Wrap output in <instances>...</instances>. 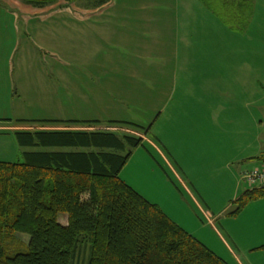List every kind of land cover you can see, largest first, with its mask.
Segmentation results:
<instances>
[{"label": "crops", "instance_id": "1", "mask_svg": "<svg viewBox=\"0 0 264 264\" xmlns=\"http://www.w3.org/2000/svg\"><path fill=\"white\" fill-rule=\"evenodd\" d=\"M11 1L14 7L0 0V17L4 18H0V105L3 103V86L11 82L15 69L13 59L22 41H26L24 37L34 38V42L36 40L59 54L62 50L60 41L67 40L66 34H73L68 40L73 39L75 48L68 50L70 53L67 50L61 53L82 66V70L75 68L69 74L65 69H58L56 75L59 81H63L61 93L50 88L48 75L43 71L46 75L40 76L38 89L34 90H41V94L35 96L29 92L32 85L23 83H31L33 58L24 65L20 56L17 79L22 81L20 87L24 98H27L31 110L42 105L48 111L65 113L67 109H73L72 105L79 108L81 103L84 110L80 109L87 112L90 98H100L102 92L97 85H83V82L89 81L87 75H98L97 80L107 82L108 94H105L106 99L103 98L105 103L102 106L105 107L94 108V112L102 110L107 115L79 119L63 116L38 119L20 115L15 119L6 115L0 117L1 135L10 137L20 130L83 129L61 124H25L19 120L125 122L124 118L121 119L122 109L110 103L115 93L114 85L120 87L117 81H145L143 85H147L146 82L174 81L179 75H186L187 81L202 82L187 89L200 103L196 115L190 114L192 105L187 106L185 113L186 126L190 130L186 141L190 159L196 169L204 171L208 177L216 180L230 178L235 188L234 201L248 190L245 187L248 183L241 179L243 171L258 167L264 159V60L257 56V46L249 43L245 35L257 31L258 16L264 18V12H236L240 18L232 27L201 0H169V3L168 0H148L141 2L139 9L125 8L122 11V8L109 10L112 2L101 9L91 8L87 2H78L79 8L86 9V12H72L66 7L78 9L77 3L59 2L49 11V7L37 9L21 0ZM162 2L168 4L159 11ZM16 4H19L18 8ZM163 12H170V15ZM35 18L40 20L38 24L34 23ZM262 20L258 21L259 26ZM37 29H40V35H36ZM163 32L169 33V43H164ZM163 49H170L168 64L162 59L153 63L147 61L155 55L162 56ZM115 96L123 101L119 91ZM158 119L159 116L154 124ZM98 128L105 129L103 126ZM222 130H228L235 141L223 139ZM134 134L145 140L142 132ZM241 190L244 192L240 195ZM248 209L251 211L252 208ZM216 214L220 216L222 212ZM247 215L251 217V214ZM208 217L212 218L210 214ZM225 221L228 219L221 220L222 224Z\"/></svg>", "mask_w": 264, "mask_h": 264}, {"label": "trees", "instance_id": "2", "mask_svg": "<svg viewBox=\"0 0 264 264\" xmlns=\"http://www.w3.org/2000/svg\"><path fill=\"white\" fill-rule=\"evenodd\" d=\"M22 1L43 9L82 0ZM84 1L101 9L113 0ZM201 1L217 13L216 1L226 7L229 0ZM235 14L233 22L220 16L233 27ZM19 123L83 129L14 133L20 148L32 150L22 152L23 161H0V264H74L83 244L91 246L88 264H229L121 178L143 145L134 134L142 128L119 121ZM250 188L234 201L233 217L264 198V186Z\"/></svg>", "mask_w": 264, "mask_h": 264}, {"label": "rangeland", "instance_id": "3", "mask_svg": "<svg viewBox=\"0 0 264 264\" xmlns=\"http://www.w3.org/2000/svg\"><path fill=\"white\" fill-rule=\"evenodd\" d=\"M144 1L148 0H113L109 10L139 9L141 2ZM59 2L65 3L64 1ZM79 2L86 3L84 0ZM165 2L161 3L162 7L159 8V11L169 3V0L167 4ZM4 3L14 7L11 0H4ZM58 3L50 5L49 11ZM214 5L216 10L219 11L218 13L231 22L234 19L233 12H239V9L242 10L241 12H264V0H229L226 7H223L222 2L220 5L216 1ZM76 6L78 9L71 6L72 12H86V9L79 8L80 3L77 2ZM15 7L18 8L19 4H16ZM163 13L164 15L166 13L170 15V12ZM261 18L263 20L259 26L258 21ZM242 20H246V18ZM38 22L40 20L35 18L34 23L38 24ZM35 24L34 27H36ZM7 32L10 33L9 30ZM39 33L38 31L36 35ZM72 35L66 34L67 40L60 41L62 50H58L59 54L46 49L47 47H43L36 40L34 42V38H23L26 41H22L19 46L20 50L13 59L15 69L11 82L9 85L5 84L3 86V101H1L3 103L0 105V117L8 115V117L12 116L17 119V115H20L22 117L26 116V118L37 117L39 119L63 116L79 119L81 117L93 118L96 115L104 117L107 115L102 110L94 112V108L98 110L100 107H105L102 106L105 103L103 98L106 99L105 94H108V89L105 88L107 82L97 80L98 75H87L86 78L89 81L83 82V85H97L102 92L100 98H90L91 105H88L87 112L83 111L84 107L81 103L79 108L72 105L73 109L69 108L65 113L56 112L52 109L48 111L42 105L31 110L27 98H24L23 89L20 87L22 81L17 79V67L20 66L17 60L21 58L20 56H22L21 62L24 65L30 62L29 58H33L31 83H23L27 84L25 86L32 85L29 92L35 96L41 94V90L34 91L38 89L40 76L45 77L47 74L50 88L55 89L57 93H61L63 81H59V77L56 75L58 69H65L69 74L75 68L82 70V66L76 65L74 60H69L61 53L75 48L73 39L68 40V37H72ZM162 35L164 43H169V33L163 32ZM245 36L249 43L257 46L256 54L264 60V18L258 16L257 31L253 30ZM51 46L57 48L53 44ZM170 56V49H163L162 56L155 55L153 58H147V61L153 63L162 59L168 64ZM82 72H85V70ZM117 82L120 83V87L114 85L115 93L119 91L123 96V101L117 100L118 98L113 93L110 103H114L122 109L121 119L124 118L123 121L142 128L145 136L143 145L133 150L129 162L121 172V178L151 203L158 205L174 222L229 264H264V251L260 249L264 245L262 244L264 243V237H262V233H264V201L260 200L264 198L251 203L241 214L233 217L231 213L236 209L234 205L235 198H232L233 195L235 196V188L230 178L216 180L211 176L208 177L204 171L197 170L190 159L186 145L190 130L186 126L187 116L185 113H187V106L192 105L190 114L196 115L200 103L196 101V98L191 97V92H188L187 89L189 86L192 88V85H195L194 83L202 82L187 81L186 75H179L178 79L174 81L146 82L147 85H143L145 81ZM188 94L190 95L187 96ZM158 108L159 111L157 112ZM18 110L24 112L18 114ZM158 116L159 119L154 124ZM0 120L2 121V118ZM144 130L148 133H144ZM222 131L225 134L222 137L223 139L235 141L229 135L228 130ZM24 150L31 151L32 149L20 148L14 135L8 137L0 134V161H23L22 152ZM243 174L244 171L241 179ZM249 186L246 185L245 187L251 189ZM243 192L244 190H241L240 195ZM255 203L259 206H256ZM249 207L252 208L251 211H249ZM218 211L222 212L220 216L216 214ZM208 214L212 218H209ZM247 214H251V217ZM223 219H228V221L223 222L224 225L221 222ZM59 220L62 224H66L67 217L61 214ZM255 225L257 226L254 227ZM27 238L29 237L27 236ZM27 238L24 237L25 240ZM90 253V244H83L74 264H88Z\"/></svg>", "mask_w": 264, "mask_h": 264}, {"label": "built area", "instance_id": "4", "mask_svg": "<svg viewBox=\"0 0 264 264\" xmlns=\"http://www.w3.org/2000/svg\"><path fill=\"white\" fill-rule=\"evenodd\" d=\"M243 179L250 185L256 187L264 186V161L258 167L246 170Z\"/></svg>", "mask_w": 264, "mask_h": 264}]
</instances>
